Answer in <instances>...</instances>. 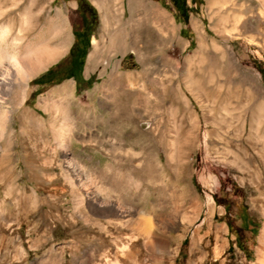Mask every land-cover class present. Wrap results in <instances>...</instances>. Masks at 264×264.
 <instances>
[{
	"label": "rangeland",
	"instance_id": "1",
	"mask_svg": "<svg viewBox=\"0 0 264 264\" xmlns=\"http://www.w3.org/2000/svg\"><path fill=\"white\" fill-rule=\"evenodd\" d=\"M87 1L96 18L81 78L60 80L83 25L75 0H19V15L32 4L26 40H45L63 52L28 79L21 104L14 107L12 93H0V116H8L0 118V264H105L102 251L115 257L127 236L138 242L133 252L150 263L134 226L138 211L168 224L166 248L175 251L168 264H257L264 225V77L257 71L264 68V0H178L179 7L171 0L118 2L122 25L141 18L143 6L149 21L159 10L165 22L166 37L149 53L146 74L164 87L160 105L146 115L135 112L124 128L146 134L138 140L103 134L91 117L105 112L99 88L110 74L137 76L132 86L143 87L138 75L146 51L128 37L121 49H104L88 62L93 39L107 46L111 26L104 30V0ZM185 9L191 10L186 18ZM46 70L45 83L36 84ZM66 108L71 125L61 120ZM50 122L63 128L62 140ZM126 152L135 169L149 163L155 170L127 176L112 167L129 161ZM105 169L125 179L118 193L99 189ZM118 206L131 207L129 226L120 223Z\"/></svg>",
	"mask_w": 264,
	"mask_h": 264
},
{
	"label": "bare ground",
	"instance_id": "2",
	"mask_svg": "<svg viewBox=\"0 0 264 264\" xmlns=\"http://www.w3.org/2000/svg\"><path fill=\"white\" fill-rule=\"evenodd\" d=\"M119 1L121 0H104V5L102 6H104L105 13L102 18V21L104 25V30L108 31L107 28L111 26V32L108 34L107 46H103L96 39H93L92 51L88 55V62H91L93 59L98 57L104 51V49L108 52L121 49L127 43V38L130 37L129 41L131 45L135 46L140 42L142 43L141 47H144L146 51L144 53L146 54L144 61V70L141 74L138 75L143 79L144 85L140 89H137L132 86L133 81L131 79H133L135 76L133 77L131 74H110L108 79L105 80V82L100 85L99 88V92L102 94L101 103L103 104V107L105 106V112L100 111L97 112V114L95 113V117H90L92 118V121L95 122L96 125H98L100 131L103 134L115 133L117 135H120L122 133H125V135L128 136L127 134L131 133L132 130H124V128L127 129V127L132 124L133 120L135 119V112L138 116L143 114L146 115V113L150 112L148 111L149 108L150 110H156L160 105L161 98L163 97L162 92L164 90V87L161 84H158V82H156L155 80H150V78L146 76V74L147 68L149 67L148 61L150 59V54L160 49V46H162V39L166 36L165 22L162 18L161 12L159 10H156L155 13L151 15L152 20L149 21V16L144 12V10L146 9L145 6L142 7L143 15L141 18H139L134 23H126L122 25L120 22L121 8L118 6ZM30 5L32 4L29 3L28 5H26L23 8V12H21V15H19L18 12L21 6L19 0H0V44H3V47L0 45V93L3 95H8L9 93H12V95H10L13 98L14 107L21 104L20 102L23 100V97L25 95V87L28 79H30V77L34 75L38 70L45 68L48 63H50L53 59L60 55L61 52H63V49L61 47L50 46L45 40H26V38L31 35L30 33L33 29L32 15L29 14V21H27V23H25L26 21L24 20V17H26L25 15L27 13H30ZM18 16L22 18L23 24L18 23ZM148 22H150V26H147ZM16 24H19L18 26H20L19 28H17L18 30H15ZM128 27L130 28V30H127ZM144 54H142V57H144ZM155 64H151V66ZM14 85L16 87L15 90L13 88ZM70 86V84L64 85L60 90V95L64 94ZM76 110L78 111L77 108ZM51 111H55V109H52ZM61 111V120L65 123H69L70 125L73 124L70 123L73 120V117L68 112H63L70 110L66 108L62 109ZM7 117V114L0 116L1 119H7ZM76 118H74V120ZM86 121L84 120V122ZM52 124L53 123L50 122L48 126L52 130V132L54 131L53 135L56 139L62 140L63 128L54 129V125ZM64 125L66 126V124ZM38 126L45 128V125L43 123H38ZM65 126L64 128H66ZM77 127L78 126H76V128ZM69 128H71V131H73L75 126H69ZM131 134L133 135L134 140H138V138H143L144 135H146L137 134V132ZM126 154L127 152L125 153V155ZM51 155L54 156V153L52 152ZM132 156L134 155L130 153L127 156V159H129L128 162L124 164L116 163L113 164L112 167H115V169L117 168L119 171H125L124 173H127V176L133 172H142V174H150L152 173L151 171L155 170H153V167L149 166V163H145L142 168L135 169V167L133 166ZM98 177L100 179L99 189L117 192L125 184L124 178V180L121 179L124 182L119 181L118 179H116V177L110 174V171L108 169L101 171L98 174ZM126 186L127 185H125V188ZM99 189L97 191H99ZM100 191L98 193H102ZM119 195L121 196V194ZM105 204L109 205L108 202ZM130 208H124L122 206H118L116 208V211L123 216L124 220L120 222L123 227L127 226L130 222L129 216H131L132 214V210ZM138 214L139 217L134 222V226L136 227L138 233L143 235V237L145 238V242L143 245L145 249H147L151 253L150 256L152 260L149 263V261L145 258L144 254L141 251L139 252V250L138 252L134 253L131 244L133 245V243L136 242L135 245H137L138 242L136 241L135 237L127 236V240L119 244L118 247L120 252L115 255V257H110L106 250L102 251V260L105 264L169 263L171 255H173L175 251L166 248V245L169 240V237L167 236L168 224L166 223V221L160 218H155L156 216L153 217L143 211H138ZM104 245V242L99 243L97 245L98 250H103ZM256 255L258 258L257 264H264V225L259 235L258 246L256 248ZM86 261L88 262V264L90 263L89 259H87ZM94 264L100 263L95 262Z\"/></svg>",
	"mask_w": 264,
	"mask_h": 264
},
{
	"label": "trees",
	"instance_id": "3",
	"mask_svg": "<svg viewBox=\"0 0 264 264\" xmlns=\"http://www.w3.org/2000/svg\"><path fill=\"white\" fill-rule=\"evenodd\" d=\"M82 1V3L84 4V7L81 8L80 10V15H81V19L83 21V25L81 28V31L77 32V34L75 35L76 37L79 36L80 34L83 36V46L82 49L80 51V60L77 63L76 66V71H65L64 75H61V79H68V78H73L74 80H77L79 78H81V71H82V66L84 63V59H85V55H86V50L88 48L89 45V37H90V27L94 24V20L96 18V11L95 9L90 5V3L87 0H79ZM175 6L179 7L180 5H178L177 1L178 0H171ZM186 14L184 15V17L186 18L187 16V12H191L190 9H185ZM184 21V19H183ZM76 45V41L74 40V42L72 43L71 47L69 48L68 54H67V58L65 59V62H73V59L71 58V52L74 49V46ZM65 68V67H64ZM257 71L261 74L262 77H264V68L261 67H257ZM51 71L50 70H46L45 73L35 79V83L36 84H41V83H45L44 81H41L42 79L46 78L48 75H50ZM49 82V81H46Z\"/></svg>",
	"mask_w": 264,
	"mask_h": 264
},
{
	"label": "flooded vegetation",
	"instance_id": "4",
	"mask_svg": "<svg viewBox=\"0 0 264 264\" xmlns=\"http://www.w3.org/2000/svg\"><path fill=\"white\" fill-rule=\"evenodd\" d=\"M75 2H76L75 10L80 15V10H81V8L84 7V4L82 3V1H79V0H75ZM75 41H76V45L74 46V49L71 52V58L73 59V62H71V63L65 62L63 64V66L65 67V70L73 71V72L76 71L77 63L80 60V51H81L82 46H83V36L80 34L79 36H77L75 38Z\"/></svg>",
	"mask_w": 264,
	"mask_h": 264
},
{
	"label": "water",
	"instance_id": "5",
	"mask_svg": "<svg viewBox=\"0 0 264 264\" xmlns=\"http://www.w3.org/2000/svg\"><path fill=\"white\" fill-rule=\"evenodd\" d=\"M85 59H86V56H85ZM85 59H84V60H85Z\"/></svg>",
	"mask_w": 264,
	"mask_h": 264
}]
</instances>
